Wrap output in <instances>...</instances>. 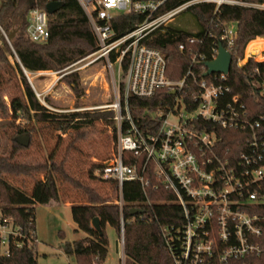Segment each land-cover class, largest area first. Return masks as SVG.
Segmentation results:
<instances>
[{"label": "trees", "instance_id": "1", "mask_svg": "<svg viewBox=\"0 0 264 264\" xmlns=\"http://www.w3.org/2000/svg\"><path fill=\"white\" fill-rule=\"evenodd\" d=\"M186 1L189 0H174L172 5ZM241 1L264 3V0ZM52 2H60L63 7L55 14L48 15L50 37L45 44L34 43L27 35L28 14L34 9L46 11L47 5ZM214 12L215 7L211 4L192 7L186 14L193 17L197 33L190 34L182 29L165 27L154 33L145 44L165 55L167 76L170 80L181 81L190 72L184 90L185 101L188 102L194 95L199 94L201 81L213 80V76L204 77L207 72L205 64L214 60V49L219 43L227 47L220 38L225 29L234 24L236 39L230 50L232 66L224 83L231 93L227 95L226 101H230L232 96H240L247 119L254 122L264 117V61L250 58L244 66H239L238 61L244 58L245 49L250 42L256 39V42L263 41L259 38H264V11L222 6L217 14ZM141 21L142 17L139 15L119 17L113 21L112 27L121 37L133 31ZM0 27L4 32L3 34L0 31V74L17 77L22 90V97L14 99L10 108L0 97L3 115L7 116L1 118L2 128L14 129L20 121L31 122L35 126L44 124L62 134L72 130L80 133L91 127L95 121L105 120L117 132L115 112L112 110L94 113H57L49 110L41 104L24 74V71L29 74L62 71L97 51L93 29L77 0H0ZM182 45L184 51L180 50ZM254 51L257 54L260 49ZM66 81L75 93L79 91L77 75L67 76ZM172 102L173 96L166 90L159 91L151 99H129L130 113L143 136L157 134L159 121L152 114L165 110ZM198 125L208 130L212 128L210 124L205 125L202 122H198ZM128 127L127 123L123 125L124 133ZM18 130L16 134H25L32 138L30 131L22 127ZM218 133L221 139L219 149L223 156L232 154L238 157L246 152V132L219 129ZM258 135L264 138V121ZM17 138L15 134L12 135L11 148L6 143L0 144V222L8 220L6 224H11L18 232L17 236L10 235L9 255L1 251L0 237V264H38L36 206L59 201L58 178L62 184L72 186L86 197L84 205L71 206L76 232L84 233L86 238L62 246L67 256L76 258L77 264L105 263L109 252L106 227H112L120 236L122 218L125 264H173L162 229L182 225V209L173 203L174 196L171 193L163 188L155 190L153 166L145 173V178L150 181L145 189L137 181L125 183V206L120 211L118 205L110 203V197H103L94 188L71 177L65 167V160L59 165L52 158L48 163L38 165L15 162L21 151L26 150L17 142ZM141 161L142 159L137 161L131 154L125 153L126 164L138 163L141 170ZM39 173L45 174L43 180L36 179ZM8 177L29 179L34 184L28 191L15 186ZM92 178L104 183L113 195L118 194L117 183L104 181L99 176ZM259 192L261 196L264 195V184ZM248 209L264 212V204L253 205ZM134 210L141 212L133 214ZM96 218L100 221V230L93 227Z\"/></svg>", "mask_w": 264, "mask_h": 264}, {"label": "built area", "instance_id": "2", "mask_svg": "<svg viewBox=\"0 0 264 264\" xmlns=\"http://www.w3.org/2000/svg\"><path fill=\"white\" fill-rule=\"evenodd\" d=\"M77 1L89 19L98 46L88 59L91 64L105 62L119 87L117 102L110 109L115 112L117 124L116 151L97 174L104 181L117 183L119 200L115 204L123 211L125 183L137 181L143 189L149 186L145 173L153 166L155 190L163 188L171 193L173 203L182 209L183 224L162 229L173 264H264V212L248 209L264 204V195L259 192L264 184V138L258 135L264 117L254 122L247 119L238 95L226 101L231 93L224 85L227 75L214 74L213 80L201 81L199 94L185 101L190 72L181 81L170 80L165 55L145 44L154 33L192 7L211 4L217 14L222 6L264 11V3L189 0L172 5L174 0ZM130 15L141 16V23L130 33L118 36L113 21ZM27 20L29 39L37 44L47 43L50 37L47 12L31 10ZM0 31L4 34L1 27ZM235 39L236 27L232 24L220 41L226 43L224 48L230 52ZM219 44L214 49V60ZM180 50L184 51L183 45ZM162 90L170 92L173 102L165 110L152 114L158 119L159 128L157 134L145 137L132 118L129 99H151ZM171 117L176 119L175 124H170ZM198 122L212 128L208 130ZM125 123L129 126L126 133ZM219 129L246 132V152L238 157L223 156ZM125 153L137 161L142 159L141 170L138 163L126 164ZM7 222H0L5 255H9L10 235H18L12 228L2 236L8 230ZM120 243L124 248L123 218Z\"/></svg>", "mask_w": 264, "mask_h": 264}, {"label": "rangeland", "instance_id": "3", "mask_svg": "<svg viewBox=\"0 0 264 264\" xmlns=\"http://www.w3.org/2000/svg\"><path fill=\"white\" fill-rule=\"evenodd\" d=\"M167 27L182 29L190 34L197 33L194 19L189 14H182ZM263 41L250 42L244 53V58L238 61L239 66H244L250 58L256 61H264ZM256 49L260 51L256 54ZM78 61L67 69L58 72L27 73L32 79L33 91L41 104L49 110L57 113H94L109 111L115 105L119 95L112 71L107 64L99 61L91 64V59ZM77 75L80 89L77 93L67 83L66 77ZM0 97L10 108L14 99L22 97L21 84L17 77L0 74ZM124 82V78L122 79ZM49 100V104L47 102ZM0 102V123L3 115ZM12 115V114H11ZM11 116H9L10 118ZM8 118V119H9ZM170 124H175L176 119L171 117ZM115 125V124H114ZM117 126V124H116ZM22 127L31 132L29 147L15 158L20 164L38 165L46 164L52 158L56 164L66 161L65 167L68 174L81 182L97 190L103 197H110V203L119 200V192L113 195L108 187L94 180L97 174L113 157L118 142V131L112 124L105 120L95 121L94 124L83 129L80 133L72 130L62 134L44 125L20 122L14 129L0 126V144L5 143L12 147V135L16 137L25 134H16ZM29 137V136H28ZM45 174H37V180H43ZM15 186L30 191L34 182L25 178L8 177ZM59 184L60 199L48 205L36 206V238H37V263L38 264H77L75 257L67 256L62 250L65 243H73L86 237L82 232H76V225L72 219V205H84L86 197L68 184ZM13 226L10 224L2 236H6ZM109 240V252L104 264H125L124 248L120 243V236L115 229L106 227ZM2 252L5 247L2 246Z\"/></svg>", "mask_w": 264, "mask_h": 264}, {"label": "water", "instance_id": "4", "mask_svg": "<svg viewBox=\"0 0 264 264\" xmlns=\"http://www.w3.org/2000/svg\"><path fill=\"white\" fill-rule=\"evenodd\" d=\"M63 7L62 3L60 2H52L46 7V12L48 15H53L56 12H58L61 8ZM13 37V34L11 35V38ZM207 68V72L205 73L204 77H209L214 74L218 75H228L231 66H232V55L231 53L226 50L222 44H219V50H218V56L215 60L208 62L205 64ZM24 74L27 78V81L31 88L33 89L32 83L27 75V72L24 71ZM17 142L22 146V147H29L30 145V137L27 135H23L17 138ZM140 210H134L132 211L133 214L140 213ZM93 227L97 230H100V221L99 219H94L93 221Z\"/></svg>", "mask_w": 264, "mask_h": 264}, {"label": "bare ground", "instance_id": "5", "mask_svg": "<svg viewBox=\"0 0 264 264\" xmlns=\"http://www.w3.org/2000/svg\"><path fill=\"white\" fill-rule=\"evenodd\" d=\"M30 79V81H31V83H32V79L31 78H29Z\"/></svg>", "mask_w": 264, "mask_h": 264}, {"label": "crops", "instance_id": "6", "mask_svg": "<svg viewBox=\"0 0 264 264\" xmlns=\"http://www.w3.org/2000/svg\"><path fill=\"white\" fill-rule=\"evenodd\" d=\"M86 238V237H85ZM84 239V238H83Z\"/></svg>", "mask_w": 264, "mask_h": 264}]
</instances>
